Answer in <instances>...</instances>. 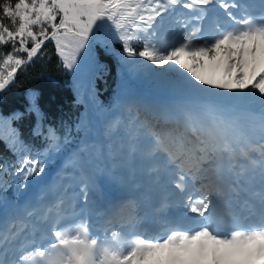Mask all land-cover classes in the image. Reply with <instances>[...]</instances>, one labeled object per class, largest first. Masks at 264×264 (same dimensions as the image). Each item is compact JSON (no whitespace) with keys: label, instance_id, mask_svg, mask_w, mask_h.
Returning <instances> with one entry per match:
<instances>
[{"label":"snow or ice","instance_id":"snow-or-ice-1","mask_svg":"<svg viewBox=\"0 0 264 264\" xmlns=\"http://www.w3.org/2000/svg\"><path fill=\"white\" fill-rule=\"evenodd\" d=\"M249 8L247 0H0V46L10 47L0 52V93L48 43L62 67L79 78L103 30L121 45L119 59L126 66L166 81L181 95L180 107L159 114L163 124L154 125V148L142 167L162 206L175 197L184 210L164 234L149 236L137 229L134 201L128 202L127 218L116 212L97 229L83 211L62 222L60 198L49 209L56 218H46L42 235L21 238L15 227L8 235L0 232V264H264V162L259 191L251 186L253 174L232 162L250 126L264 141V11L253 15ZM209 22L211 35L205 31ZM166 24L176 39L162 43ZM29 111L39 125L43 114L36 94ZM21 118L0 117V125L7 123V137L0 140L16 157L0 163V172H11L26 187L42 177L62 146L49 128L46 135L34 130L44 136L45 149L29 148L12 126ZM118 124L113 119L107 130ZM88 155L85 142L70 162L82 168ZM90 180H81L82 208ZM0 208L13 217L20 212L15 203L0 201ZM241 208L247 215L237 219Z\"/></svg>","mask_w":264,"mask_h":264},{"label":"trees","instance_id":"trees-1","mask_svg":"<svg viewBox=\"0 0 264 264\" xmlns=\"http://www.w3.org/2000/svg\"><path fill=\"white\" fill-rule=\"evenodd\" d=\"M175 39L174 27L166 24L162 29L161 42ZM8 50L10 47L0 46V52ZM42 51L43 54L25 70L18 72L14 82L0 93V117L21 113L22 118L12 121V126L19 128L20 139L25 145L35 150L45 149L46 141L34 130L39 129L46 135L49 128L54 129L62 150L47 163L42 174V177L49 176L45 186L40 185L41 178H37L30 179L25 187L11 172H0V201L20 206V212L15 217L11 216L0 231L4 235H8L12 227L19 234L27 233L28 224L32 227L31 222H39L40 214L44 213L42 202L49 193L56 195L58 201L63 199L60 207L68 200L81 202L80 198L84 197L80 191L84 187L81 183L84 180L81 173L83 167L70 162L73 153L87 142L89 155L85 164L103 167L102 149L96 137L92 114L98 120L110 161L124 177L137 181L138 175L148 172L142 167L146 155L142 151L150 147L154 139L152 132L159 130L154 125L158 121L163 124L159 114L171 111L170 106L182 99L166 81L126 66L119 59L121 45L111 43L106 31L97 33L79 78L62 67L51 43L46 44ZM126 85L130 87V92ZM32 94H36L43 114L39 125L37 115L29 111ZM124 96H129V101L118 103L117 97ZM113 119H118L119 124L107 130ZM0 135L7 137V123L0 125ZM151 152L152 149L148 153ZM15 159L5 142L0 140V163ZM89 185L87 195L91 193ZM2 212L0 208V214ZM29 212L31 215H28Z\"/></svg>","mask_w":264,"mask_h":264},{"label":"rangeland","instance_id":"rangeland-1","mask_svg":"<svg viewBox=\"0 0 264 264\" xmlns=\"http://www.w3.org/2000/svg\"><path fill=\"white\" fill-rule=\"evenodd\" d=\"M206 30H208L209 31V33L210 34H212V32H213V25H212V23L211 22H209L206 26H205V31ZM207 32V31H206ZM180 102V101H179ZM183 104V103H182ZM182 104H179L177 107H176V109L178 108V107H180ZM147 151V150H146ZM247 151V150H246ZM252 153V152H251ZM264 153V152H263ZM244 154L246 155L244 158H241V160H247L248 159V151L247 152H244ZM258 155V157H263L264 156V154H258V153H253L252 155ZM259 161L257 160V163H258ZM189 163H190V161H189ZM242 165V164H241ZM95 169V168H94ZM93 168H91V167H89L88 166V164H85L84 166H83V168H82V171H81V173H82V178L85 180V179H88L89 177H91V180H90V182H91V185H92V188H93V194L91 195V196H87V212H89V209L90 208H93L94 206H95V203H96V201H97V182H98V179H99V177H101L104 173H106L107 171H110L111 173H113V169L114 168H110L109 170H108V168H107V166L105 167V168H103V169H97V170H94ZM149 174V173H148ZM42 183V185H46L47 183H45V180L44 181H42L41 182ZM130 184H132V183H130ZM140 185V186H143V187H145V189H144V191L143 190H141V189H139V187H138V189L139 190H141L140 192H141V194L145 197V199L147 200V201H152L151 202V205H153V207H155L157 204H158V202L161 200H159L158 202L156 201H154V197L155 196H157V194L155 193V191L153 190V186H152V184H151V180L150 179H148V178H145V179H140V180H138V182L137 183H134V184H132V185ZM34 195H35V193H33ZM56 199V197L55 196H53V195H51V194H49V196H48V198L47 199H45V205H46V208H51L52 206H53V203H55V200ZM33 202H34V204H36V200H33ZM85 203V199H84V201H83V203L81 204V206H83V204ZM73 204L72 203H68L67 205H66V207L68 208H70V207H73L72 206ZM44 218V217H43ZM48 222V220L46 219V218H44V221H43V225H42V227H38V228H36V229H38V230H42L43 229V227H44V225L46 224ZM4 226V225H3ZM2 226V227H3ZM21 238H22V236H21Z\"/></svg>","mask_w":264,"mask_h":264},{"label":"bare ground","instance_id":"bare-ground-1","mask_svg":"<svg viewBox=\"0 0 264 264\" xmlns=\"http://www.w3.org/2000/svg\"><path fill=\"white\" fill-rule=\"evenodd\" d=\"M260 159H261V161L263 160V158H260ZM159 199H160V198H159L158 196H155V197H154V201H155V202H156L157 200H159ZM145 209H146V210H149V208H148L147 206H145ZM141 215H142V214H141ZM141 215H140V216H141ZM189 215H191V214H189ZM140 216H139V217H140Z\"/></svg>","mask_w":264,"mask_h":264}]
</instances>
